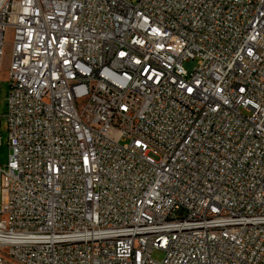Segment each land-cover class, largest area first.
I'll return each mask as SVG.
<instances>
[{
	"label": "built area",
	"instance_id": "obj_1",
	"mask_svg": "<svg viewBox=\"0 0 264 264\" xmlns=\"http://www.w3.org/2000/svg\"><path fill=\"white\" fill-rule=\"evenodd\" d=\"M8 32L0 264H264V0H0V70Z\"/></svg>",
	"mask_w": 264,
	"mask_h": 264
},
{
	"label": "rangeland",
	"instance_id": "obj_2",
	"mask_svg": "<svg viewBox=\"0 0 264 264\" xmlns=\"http://www.w3.org/2000/svg\"><path fill=\"white\" fill-rule=\"evenodd\" d=\"M13 36L11 32L7 33L6 36V50L2 60V67L0 70V136H1V144H0V166H5L9 159V147L7 145L8 141V128L7 122L5 118V113L7 110L6 104V95L9 89V81H8V68L11 58V44H12ZM178 216H183L182 211L177 212ZM155 259H162L164 257V252L155 251L153 254Z\"/></svg>",
	"mask_w": 264,
	"mask_h": 264
}]
</instances>
